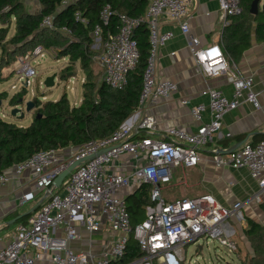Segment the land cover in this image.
<instances>
[{"label":"built area","instance_id":"1","mask_svg":"<svg viewBox=\"0 0 264 264\" xmlns=\"http://www.w3.org/2000/svg\"><path fill=\"white\" fill-rule=\"evenodd\" d=\"M218 1L224 26L231 16L242 11L241 0ZM189 5L190 0H148L146 12L140 18L113 13L109 4L101 10V22L92 34L95 46H99L95 59L101 67L102 82L114 89H123L139 64L141 53L134 39L136 28L143 24L148 30L149 57L138 108L106 138L59 150H41L13 166L17 177L22 178L29 171V178L23 184H32L27 190L24 187L17 204L36 202L39 194L44 195V201L26 222L18 224L13 239L0 250V264H38L48 256L52 264H185V248L202 239L208 245L209 238L236 253V242L227 235L224 224L238 217L248 204L262 202L264 139L245 143L227 154H221L218 149L212 152L216 166L245 168L258 182L261 191L248 202L237 201L226 207L210 193L167 200L164 190L173 183L180 169V183L188 185L186 170L201 163L202 148L224 137V116L238 108L244 97L258 106V94L252 90L253 77L237 74L236 66L230 64L220 46L203 45L198 37L191 36L190 51L197 72L205 78L227 75L233 85L231 98L221 89L206 88L202 94L208 96L209 103L191 108L192 117L200 123L197 131L170 125L162 139L151 137L157 122L145 110L147 105H157L178 89L175 81L162 78L158 72L161 49L174 36L172 31L161 30L160 20L177 22L183 34L189 35ZM113 14L119 17V30L103 37V26L109 24ZM76 18L86 23L80 12H76ZM43 25L53 28L52 17H46ZM61 30L71 33L67 28ZM48 54L37 46L20 57L23 83H31L36 76L32 60ZM182 103L188 104V100L183 99ZM207 111L209 121L204 122ZM135 134L139 136L133 139ZM231 136V133L226 135ZM130 160H135L132 170L128 169ZM76 163L79 164L56 187L60 175ZM13 180L12 175L0 174L1 185L9 186ZM143 184L151 187L150 203L145 208L144 220L132 229L127 197ZM126 188L133 192L125 195L122 192ZM106 233L108 239L95 246L93 238ZM86 234L90 236L85 238ZM131 236L142 255L125 263ZM79 243L89 245L78 248Z\"/></svg>","mask_w":264,"mask_h":264},{"label":"trees","instance_id":"2","mask_svg":"<svg viewBox=\"0 0 264 264\" xmlns=\"http://www.w3.org/2000/svg\"><path fill=\"white\" fill-rule=\"evenodd\" d=\"M38 1L40 10L32 12L26 0H0L1 66H9L17 61L18 56L41 46L57 60L68 57L72 65L66 68L67 71L73 70V64L81 63L86 74L83 97L81 103L75 105L70 102L67 93L57 100H43L35 96L33 102L36 112L28 126L8 121L0 114V174L38 151L80 146L106 138L139 105L143 74L149 57L146 25L142 24L135 30L134 39L137 40L141 58L121 90L94 80L90 67L99 50H92L95 41L92 34L100 24V12L107 4L111 5L113 13L140 18L146 12L148 0H68L67 3H64L66 0ZM253 1L241 0V13L231 16L224 26L219 46L231 64H237L244 51L251 46L254 32L257 41H264V17L260 18L261 14L264 15V5L263 11L259 8L258 14H252L250 9ZM76 12H80L86 23L76 18ZM46 17H52L53 28L43 25ZM12 25L15 30L10 35ZM119 26V17L113 14L109 24L103 26V37L108 32L117 33ZM62 28H67L71 33L63 32ZM25 94V88L17 92L11 97L10 105H21ZM5 97L7 92H0V99ZM138 136L135 134L133 139ZM150 191L151 187L143 184L127 197L132 229L144 220L145 208L150 203ZM28 217L21 220L25 222ZM246 222L244 233L253 252L244 255L237 250L236 255L241 264H264V225L250 217L246 218ZM141 255L139 246L131 236L124 262Z\"/></svg>","mask_w":264,"mask_h":264},{"label":"crops","instance_id":"3","mask_svg":"<svg viewBox=\"0 0 264 264\" xmlns=\"http://www.w3.org/2000/svg\"><path fill=\"white\" fill-rule=\"evenodd\" d=\"M32 12L40 10L38 0H34ZM190 32L183 34L180 26L175 21L162 18L160 27L162 31H172L173 38L161 49L158 72L164 79H171L178 84V89L170 97L163 98L157 105H147L145 110L156 118L157 129L152 138L162 139L170 125L181 127L189 132L197 131L200 123L191 115V108L197 104H208L209 98L202 94L208 87L221 89L224 94L231 98L233 85L228 81V76L217 78H205L197 72L196 60L190 51L191 36L198 37L203 45L219 46L222 43L224 24L221 18L218 0H190ZM231 64V63H230ZM236 73L241 76L253 77L252 90L258 94V106L245 100H241L238 108L228 112L224 116L222 134L223 138L215 139L208 146L201 149L202 161L198 166L186 170L188 185L180 183L182 178L181 169L175 173L173 187L178 188L176 194H169V187L164 190L167 200H175L182 197H195L205 193L212 194L219 203L229 207L237 201L248 202L255 194L260 192L258 182L245 169H234L216 166L212 162V152L229 151L234 147L245 143H257L264 139V41H257L255 32L252 34L251 46L246 49L236 64ZM234 64H231L232 66ZM183 99L188 104H183ZM208 111L204 114L203 121L208 122ZM231 133V137H226ZM239 146V147H240ZM135 160H130L128 169L132 170ZM12 175L14 180L9 186L0 184V250L4 248L14 237L15 229L23 217L38 204L44 201V195L39 194L36 202L21 210L17 204V197L24 192V187L30 188L31 183L24 186L30 172L17 177L13 167L5 171ZM29 180L27 181V183ZM166 191V193H165ZM131 188H126L122 193H132ZM264 193L260 204H248L238 217L230 218L225 224L227 235L236 242L241 254L252 253L251 244L244 233L247 227L246 218L250 217L264 225ZM16 222L10 223L13 219ZM145 218V217H144ZM26 222V221H25ZM109 233L95 236L93 243L100 245L102 240L108 239ZM90 235L86 234L85 238ZM98 241V243H97ZM107 243V241H106ZM89 245V243H86ZM85 244H77L78 248L86 247ZM38 264H52L45 257Z\"/></svg>","mask_w":264,"mask_h":264},{"label":"rangeland","instance_id":"4","mask_svg":"<svg viewBox=\"0 0 264 264\" xmlns=\"http://www.w3.org/2000/svg\"><path fill=\"white\" fill-rule=\"evenodd\" d=\"M30 10L33 6L36 7L34 0H26ZM264 0L260 3V8L263 11ZM263 13V12H261ZM264 15L261 14L260 18ZM14 25H12L10 35L14 33ZM99 46L92 45V50L98 51ZM1 54V50H0ZM97 56V55H96ZM95 56V58H96ZM94 58L91 63V71L93 72L94 80L100 83L103 78L100 65ZM21 58L18 56L17 61L12 62L9 66L2 67L0 62V92H7V97L0 99V114L8 121L15 122L20 126H28L33 120L36 112L34 107L30 112L26 111V103L34 101L35 96H39L43 100H57L64 93H67L68 99L72 104L79 105L83 97V83L86 79V74L82 69L81 63L73 64V70L67 71L66 68L72 64L68 57L55 59L51 55L45 57H37L32 60L33 67L36 68V76L31 80V83L20 80L21 75ZM55 75V83L52 87L45 86V80ZM26 89V94L21 105H10V100L17 92ZM19 109L16 115L12 111ZM23 114V117H21ZM169 194H176L178 188L173 187V183L169 184ZM166 193V191H165ZM31 203L18 205L21 210L27 208ZM204 244L202 249L199 246ZM185 264H241L236 253L230 252L227 247L222 246L217 240L209 238V244L206 245L204 239L199 242H192L186 248Z\"/></svg>","mask_w":264,"mask_h":264},{"label":"water","instance_id":"5","mask_svg":"<svg viewBox=\"0 0 264 264\" xmlns=\"http://www.w3.org/2000/svg\"><path fill=\"white\" fill-rule=\"evenodd\" d=\"M262 0H254L251 4V13L252 14H258L259 12V8H260V3H261ZM55 83V75L53 76H50L48 77L46 80H45V86L47 87H52ZM35 107V103L33 101H29L26 103V111L27 112H30L33 108ZM19 109L15 108L13 111H12V114L13 115H16L18 113ZM23 117V114L22 116ZM241 144H238V146L234 147L233 149L229 150V151H220L221 154H227V153H230L232 152L233 150L237 149ZM79 163H76L74 164L72 167L69 168V170H67L66 172L62 173L60 175V177L56 180L55 182V186L56 187H59L61 185V182L63 181V179L68 175V173L70 171H72ZM41 203L38 204L35 208H33L29 213H33L35 210H37L39 207H40ZM30 214V215H31ZM19 218H16V219H13L10 223H14L18 220ZM199 249H202V246H199Z\"/></svg>","mask_w":264,"mask_h":264}]
</instances>
